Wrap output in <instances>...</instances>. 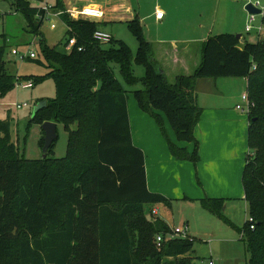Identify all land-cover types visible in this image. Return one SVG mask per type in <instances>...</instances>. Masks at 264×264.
I'll return each instance as SVG.
<instances>
[{"label": "trees", "instance_id": "16d2710c", "mask_svg": "<svg viewBox=\"0 0 264 264\" xmlns=\"http://www.w3.org/2000/svg\"><path fill=\"white\" fill-rule=\"evenodd\" d=\"M16 1L28 28L39 35L45 12L29 1ZM52 1L68 32L63 51L41 41L43 64L55 82L56 98L47 101L36 117L31 115L30 123L63 125L68 132L67 155L51 158L54 143L45 159L23 158L12 141L9 118L0 120V264H194L191 258L179 260L194 250V238H171L173 231L163 220H145L147 205L168 204L169 199L148 188L145 154L132 139L129 92L118 80L117 68L127 84L143 83V90L133 92L142 112L162 129L157 112L164 114L177 140L194 144L191 153L166 140L177 161L194 164L200 161L194 131L203 113L198 81L247 80L253 106L242 185L255 229L246 222L243 242L249 264H264V37L257 43L242 42V37L229 33L210 37L194 74L171 83L161 74L164 70L137 20L128 24L140 42L134 56L114 36L106 43L114 46L105 49L106 44L94 38L102 23L74 20L63 0ZM72 39L76 44L67 51ZM5 54L6 47H0V98L23 79L8 74ZM135 64L146 69L141 80L134 75ZM33 82L35 86L42 79ZM202 202L214 214H222L224 200ZM132 225L140 235L138 242ZM160 235L164 242L159 247Z\"/></svg>", "mask_w": 264, "mask_h": 264}, {"label": "rangeland", "instance_id": "374dc122", "mask_svg": "<svg viewBox=\"0 0 264 264\" xmlns=\"http://www.w3.org/2000/svg\"><path fill=\"white\" fill-rule=\"evenodd\" d=\"M29 1L34 7H43L48 2L54 4L52 0H25ZM43 1V2H42ZM66 5L71 9L85 7L90 0H64ZM237 1L238 0H234ZM127 2H134L136 10L138 12L143 8H147V11L151 8L155 0H145L144 3H140V0H127ZM214 0H192V7L196 14L188 17V20H192L195 27L200 29V32L204 31L208 25L212 26L213 21L209 14L210 8H212ZM241 3V2H240ZM85 5V6H84ZM243 7L244 5L241 4ZM216 6V5H215ZM64 9L69 7L63 6ZM246 17L248 13L244 10ZM201 14V16L199 15ZM257 23L254 24L255 29L251 33H246L245 28L248 24V20L243 24L242 30L238 35H242V42L257 43L264 37L263 34H259L258 27L261 25V17H257ZM235 21L240 23V19L236 16ZM129 23L123 22H110L104 24L101 29L113 35L117 41L125 43L132 51L134 56L137 55L140 42L136 35L128 27ZM52 25H55V29H52ZM143 36L148 39H154L160 34L162 30H159L156 25L144 24L142 22ZM149 30H151L149 32ZM195 32V29H193ZM68 28L58 17L49 16L45 19L39 35L33 34L27 26L26 19L19 8L16 0H0V47H6L5 61L7 63L6 70L8 74L12 76L22 77L20 83L27 81H34L35 79H42V82L37 83L34 88L23 89L16 85L12 91L8 92L3 98H0V120L5 121L9 118L11 125V136L13 143L17 146L20 155L31 161L43 159L44 148V132L42 125L38 121H31V113L34 106L40 102L53 100L56 98L55 82L52 78L47 76L48 70L43 64V57L41 55L40 45L43 39L44 43L48 46L55 48L59 51L64 50V44L66 42ZM165 33V32H164ZM149 40V39H148ZM114 45L106 44L105 49H110ZM13 50H16L18 54L14 55ZM34 53L35 59L29 58ZM154 56V55H153ZM26 57V58H23ZM116 76L118 80L123 84L124 89L129 92V99L132 103L138 106L137 101L134 98L133 92L137 90H143L144 86L142 82H137L134 85L127 84L119 69L116 70ZM165 71V70H164ZM134 75L138 80H141L146 76V69L141 64L134 65ZM47 76V77H46ZM28 78V79H27ZM170 79V80H169ZM169 82L174 83V78L170 76ZM247 95L245 90L240 96V100L236 98H230L228 105L234 107L239 104L244 106L245 109L248 105L243 102V96ZM28 104V108L18 109V104ZM237 111V110H236ZM159 115L164 114L159 113ZM245 119L248 120V113H245ZM166 124H163L164 129L160 127L155 121L158 128V133L163 140H170L175 145H187V143L178 142L175 137V131L171 127L167 118ZM153 122V123H154ZM154 138H156L153 130ZM176 141V142H174ZM180 147V146H179ZM68 148V132L63 125H58V139L55 142V147L49 156L55 159H62L67 155ZM249 146L244 150L242 157L237 155H226L223 162L226 165L234 166L236 173L235 178L230 182V190H232L231 200H224V209L221 215L214 214L211 209L204 206L202 199L196 196L176 197L171 195L169 203H159L156 205H147L145 208V220L152 221L155 219H161L167 221L172 230L183 229L186 235L195 239L194 250L184 258H180L181 261H186L187 258L194 259V264H249V255H247L246 247L243 242L244 226L245 222L251 219L249 205L245 201L243 196V169L244 159H247L249 155ZM248 154V155H247ZM195 194V193H194ZM209 199V198H206ZM203 199V200H206ZM119 209V207H114ZM154 209L159 210L158 215H153ZM139 224V223H138ZM132 234L136 242L139 241L140 235L134 230V225L131 227ZM185 233H178L181 236ZM172 261V259H168Z\"/></svg>", "mask_w": 264, "mask_h": 264}, {"label": "crops", "instance_id": "0c3cea01", "mask_svg": "<svg viewBox=\"0 0 264 264\" xmlns=\"http://www.w3.org/2000/svg\"><path fill=\"white\" fill-rule=\"evenodd\" d=\"M140 3L145 4V0H140ZM214 3L216 6L209 11L213 24L204 28L203 32L194 26L192 20L187 19L196 14L191 5L192 0H155L148 11V7L143 6L140 12L136 10L134 2L129 3L127 0H90L86 6L98 7L104 12V18L100 21L103 25L137 20L141 29L144 22L145 25H156L162 30L154 39H145L152 45L156 62L165 70L167 77L172 76L175 82L179 76L194 74L201 62L202 47L208 38L226 33L238 35L249 18V14L247 18L244 13L245 4L242 1L214 0ZM64 4L69 7L65 1ZM159 12L164 13L162 19L157 18ZM236 16L240 23L235 21ZM245 90L247 91L246 79L198 81L196 93L203 113L194 131L200 145V161L197 164L177 161L170 153L167 142L160 137L156 120L142 112L129 99L132 139L134 145L145 154L147 182L151 192L167 198L171 195L184 198L196 196L202 200H226L231 197L230 182L240 174L236 173L234 166L226 165L223 159L226 155L242 157L244 150L248 148L249 118L246 120L245 112L237 108L236 111L229 106L228 100L233 97L239 101ZM162 116L160 115L161 119L165 118ZM162 123L166 124V120L163 119ZM153 130L156 138L152 136ZM179 146L188 148L191 153L195 148L194 144ZM244 163L246 164V159ZM164 222L168 224L167 221Z\"/></svg>", "mask_w": 264, "mask_h": 264}, {"label": "built area", "instance_id": "2783aa9c", "mask_svg": "<svg viewBox=\"0 0 264 264\" xmlns=\"http://www.w3.org/2000/svg\"><path fill=\"white\" fill-rule=\"evenodd\" d=\"M238 1H242L245 4V7L249 4H252L256 9L261 11V14H249V18H248V24L246 26V32L247 33H251L253 32V30L255 29L254 24L257 23V17H261V25L258 27V31L259 34H263L264 33V0H238ZM46 4L41 7L42 10L45 12V19L49 16H54V17H58L60 18L61 12H57L54 10V4H50L48 2H45ZM67 13H69V15L71 16L72 19L74 20H90V21H98L100 22L103 18H104V12L98 8V7H94V6H86V7H82V8H73V9H68ZM164 16L163 12H159L157 13V18L158 19H162ZM52 29H55V25L51 26ZM94 38L96 41H98L101 44H106V43H110L111 40L113 39V35L106 33L102 30H99L95 33ZM76 44V40L72 39L70 40L68 46L66 47L67 51H70L73 46ZM12 53L14 55L18 54V52L16 50H13ZM26 58V57H23ZM29 58L31 59H35L36 55L34 53H32ZM17 86L22 87L23 89H31L34 87V82L33 81H27L24 83H18ZM243 102L246 103L248 105V108L245 109L244 106L238 105L237 109L241 110L242 112H247L249 114L251 107L253 106V104L249 101L247 95L243 96ZM18 109H23V108H28V104L24 103V104H18L17 105ZM153 215H158L159 214V210L158 209H154L152 211ZM250 223V229L253 230L255 229V220L254 218L251 217V219L249 220ZM172 235L171 238H174L175 236L178 237H183V238H188L189 235H186L185 231L183 229L180 230H172ZM178 233H185L181 236L177 235ZM164 242V237L163 236H158L157 238V243L158 246L160 247L162 245V243ZM209 264H214L213 262H210Z\"/></svg>", "mask_w": 264, "mask_h": 264}, {"label": "water", "instance_id": "95a60500", "mask_svg": "<svg viewBox=\"0 0 264 264\" xmlns=\"http://www.w3.org/2000/svg\"><path fill=\"white\" fill-rule=\"evenodd\" d=\"M245 11L248 14H261V11L256 9L252 4H249L245 7ZM238 39H241L240 35H237ZM161 74H165V71H162ZM47 106V101H42L34 106L32 116L33 118L36 117L37 113L46 108ZM42 130L44 132V148H43V158H47L48 152L53 146V144L56 142L58 139V125L54 122H45L42 125Z\"/></svg>", "mask_w": 264, "mask_h": 264}]
</instances>
